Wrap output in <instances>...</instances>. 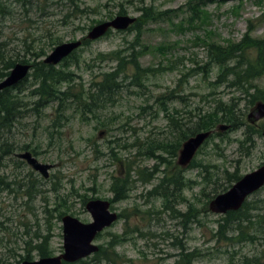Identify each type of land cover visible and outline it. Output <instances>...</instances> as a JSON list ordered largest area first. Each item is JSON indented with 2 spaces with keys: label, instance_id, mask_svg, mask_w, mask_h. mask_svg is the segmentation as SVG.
Instances as JSON below:
<instances>
[{
  "label": "rangeland",
  "instance_id": "374dc122",
  "mask_svg": "<svg viewBox=\"0 0 264 264\" xmlns=\"http://www.w3.org/2000/svg\"><path fill=\"white\" fill-rule=\"evenodd\" d=\"M189 1L77 0L80 9L88 10L69 18L74 10L66 0H3L0 56L24 60L29 65L35 61V54L43 53L40 58L43 60L60 44L86 39L92 27L113 19L119 8L136 20L141 15L137 9L145 6L170 12L169 17L140 25L139 49L145 47L138 60L140 66L157 68L160 63L166 68L141 81V87L131 81L130 67L118 78L121 89L117 93L96 98L97 89L93 87L102 81V73L112 71L116 65L109 60L108 53L121 51L129 59L130 44L138 34L135 30L109 31L107 36L82 45L72 60L55 66L75 75L71 92L80 99L70 103L62 119H57L56 104L52 103L39 115L28 114L13 131L15 142L30 147L15 154L29 152L50 169L44 178L14 155L4 162L0 172L10 187L0 194V264H17L28 250L32 255L29 261L38 260L33 248L43 237L47 238L49 257L60 255L63 239L59 214L64 212L90 223L83 201L93 199L108 201L118 215V220L102 231L94 244L106 247L112 235L121 236L123 241L114 249L117 257L109 256L110 261L94 259L92 255L76 264H175L181 247L184 252L199 254L191 264H264V226L259 228L264 220V187L247 199L255 208L251 215H257L253 219L257 234L250 233L257 237L253 242L224 240L218 232L222 216L211 213L205 205L212 196L213 182L209 180L220 179L225 170L237 171L243 177L264 165V118L250 125L247 116L254 106L243 98L238 101V117L243 125L225 131L215 126L210 140L194 157L196 162L209 166L206 169L209 174L203 168L188 166L182 170L183 180L188 184L183 182L185 188L181 193L185 202L174 203L173 207L186 213L192 206L197 209L195 218L163 208L162 199L148 194L163 174L172 175L179 168L178 152L173 159L163 156L171 162V169L169 166L170 170L164 173L165 168L155 159L162 151L157 148L150 154L147 151L153 144L175 142L176 134L169 126L167 112L177 109L184 114L196 108L208 109L212 107V98L229 101L232 96H241L224 85L211 86L214 74L211 78L203 74L186 75L182 80V74L196 67L195 62L198 65L206 62L204 47L195 38L206 40L210 32L219 43L239 41L248 29L252 37L264 38V0L209 4L203 8L207 15L204 19L208 20L198 23L201 28L193 29ZM159 48L165 51L161 53ZM255 85L264 91V76ZM35 87L28 78L25 95ZM171 93L183 96V101L175 97L162 101ZM210 93L214 96L201 98ZM32 150L37 153L34 155ZM128 168L132 169L128 197L110 202L114 198L113 177L122 176ZM227 235L231 237L232 232Z\"/></svg>",
  "mask_w": 264,
  "mask_h": 264
},
{
  "label": "trees",
  "instance_id": "16d2710c",
  "mask_svg": "<svg viewBox=\"0 0 264 264\" xmlns=\"http://www.w3.org/2000/svg\"><path fill=\"white\" fill-rule=\"evenodd\" d=\"M66 1L69 5L68 7L73 8L74 10L68 15L69 18L86 14L88 9H80L79 5L76 4L77 0ZM232 1L241 2L242 0ZM224 2L225 0H190L189 4H191L190 9L193 15L190 27L192 29L194 27L201 28L200 24H203L205 20H208L204 19V16L207 17L205 11H203L204 7L209 4H219ZM2 3L3 0H0V14L4 9ZM137 10L141 13L140 17L127 29L129 32L135 30L138 33L135 41L130 44L129 49L131 50V53L129 54V59H126V57L121 54V51L108 53L107 56L109 60L114 61L116 65L112 68V71L102 73V81L98 82L97 85H93V87H96L97 89L94 93L96 98L105 95L110 96L117 93L121 89V85L117 80L120 78L121 74L125 73V70H127L128 67L133 70L131 81L139 87L142 86L140 83L141 81L147 80L149 76L160 74L166 70V68L162 67L160 63L157 68H143L140 66L138 60L142 56L145 48L143 47L141 50L139 49V47L141 48V43L139 41L141 30L140 25L141 23H147L151 20H161L162 18L169 17L170 11H156L151 6L141 7ZM118 15H126L123 8H119L116 16ZM251 32V29H248L247 33L244 34L239 41L228 40L225 43L214 41L211 37L212 33L210 32H207L210 37L206 40H199L197 37L195 38L196 42L200 41V45L204 47L206 62L203 65H198L195 62V68L188 69V74L181 75L182 80L183 78H186V75L193 76L203 74L206 78H211L214 74L215 77L211 86L220 87L224 85L227 89L234 90L237 93L239 92L241 96H232L229 101H224L221 97L212 98L210 101V103H212V107L208 109L196 108L192 111H186L184 114H181V111L177 109H173L172 112L169 113L167 112L166 117L170 123L169 126L176 134L175 142L165 145H163V143L161 145L159 143L153 144L147 150L149 152L148 154L156 148L162 151V155L155 157V159H157L159 164L165 168L163 170L165 171L164 173H166L169 166L171 169V162L163 156L168 155L169 158H175L177 152L180 150L181 144L188 138L200 132L211 131L219 124L228 125L230 128L229 130H236L242 126L243 124L238 117V101L242 98L249 106H254L257 102H264V91L258 89L255 85V81L264 76V38H254L250 35ZM108 34H110V32H108L105 36ZM89 43L90 41L86 39L82 40V45L86 46ZM159 51L163 53L165 49L162 50L159 48ZM76 52L77 51L73 52L62 62L72 60L75 57ZM43 56V53L35 54V61L31 64L32 72L26 79H24L17 86L0 92V170H2L4 162L7 158H10V156L14 155L19 158V154L16 155L15 151L30 149V147L25 143L20 144L15 142L13 139V131L16 125L19 123L21 124V121L26 118L28 114L36 112V114L39 115L44 108L53 103L56 104L55 112L57 119H62L69 109L70 103L79 102L80 96L71 92V84L74 81L73 78L75 75L70 71L57 70L55 66L44 64L43 60H40ZM16 62L21 64L28 63L24 60L15 61L6 59L4 56H0V81L8 76L10 70L15 64H17ZM28 78H31L34 81L36 87L30 91L28 95H25L24 90L26 89L25 85ZM63 85H67L66 88H63ZM180 96L181 95L175 96L171 93L169 96H164L161 99L162 101H166L172 100L175 97L182 102L183 96ZM213 96L214 93H210L202 95L201 98ZM90 98H92V96H90ZM250 127L247 126L248 129H250ZM210 138L211 136L207 141H205L203 146L210 140ZM202 147L198 150L197 154L200 152ZM32 152L34 155L37 153L35 150H32ZM188 166L190 169L203 168L206 173L209 174L208 170H206L209 166L196 162L195 158ZM131 170L132 169L128 168L122 176L113 177L111 191L113 192L114 198L110 202L123 200L128 197V192L131 190ZM182 170L183 169L179 167L172 175H168V173L163 174L159 183L155 185L152 190L148 192V194L162 199L163 208L177 213L182 217L195 218L194 211L196 212L197 209H193L192 206L188 207V211L186 213H180V211L175 210L173 207L174 203L179 205L185 202L181 193L185 188L183 182H185L187 186L188 184L185 180H183ZM154 171L157 172L158 170L155 169ZM154 171H152L150 175H152ZM137 174L140 176L141 173ZM240 178L241 177L238 176L237 171L229 173L225 170L220 179L217 177L215 181L209 180L210 183L213 182L212 196L209 201L205 203V205L208 206L209 202L213 198L226 192ZM9 187L10 183L7 181L6 176L0 172V194L8 190ZM85 204L86 200L83 201L84 206ZM252 211H255V208L250 206L246 201L239 211L228 212L221 217L218 232L224 240L236 242H238V240L241 241L242 239H246L251 242L257 240V237L254 234H250H257V230H255L256 223L253 222V219H255V217L257 218V215H251ZM64 215V212L60 213L58 216L59 220H61ZM261 222L263 225L260 226L259 223L260 229L264 226V220L262 219ZM246 229H249V231L246 232ZM228 232H232L231 237H228ZM99 236L100 235L97 237ZM120 238L121 236L112 235L111 240L106 247H99L98 252L93 256L94 259L110 261L112 259H110L109 256H114L116 258L117 255L114 252V249L123 241V239ZM46 239V237H43L42 241L33 248V252H37L39 258L50 256L47 251ZM197 255L199 254L196 251L187 253L184 252V249L181 247V251L177 254L179 259H177L175 264H181V262L184 264H191L192 260H196ZM24 260H32V255L29 250L23 257H21V261ZM79 263H82V261H79Z\"/></svg>",
  "mask_w": 264,
  "mask_h": 264
},
{
  "label": "water",
  "instance_id": "95a60500",
  "mask_svg": "<svg viewBox=\"0 0 264 264\" xmlns=\"http://www.w3.org/2000/svg\"><path fill=\"white\" fill-rule=\"evenodd\" d=\"M136 22L135 17L118 15L113 19L101 22L92 27L87 35L88 41H96L104 37L109 31L124 32ZM82 40L63 43L56 46L43 62L46 65L57 66L77 49L81 48ZM31 71L29 64L17 63L10 70L8 76L0 81V92L17 86L27 78ZM264 118V102H257L247 116L250 125ZM219 131L229 129L226 124L217 126ZM212 135V131L200 132L185 140L178 152L177 164L186 168L196 156L198 150ZM25 161L35 172H39L44 178L48 177L50 166L40 164L29 152L18 156ZM264 187V165L252 173L241 177L226 192L217 195L209 204L208 209L215 215H225L228 212H237L247 199ZM85 210L91 217L90 223H83L79 219L64 215L61 218L63 252L55 257H44L35 261L25 260L18 264H63L77 263L98 252L99 247L94 244L96 237L106 228H109L118 220V215L111 211L108 201L93 199L86 203Z\"/></svg>",
  "mask_w": 264,
  "mask_h": 264
}]
</instances>
